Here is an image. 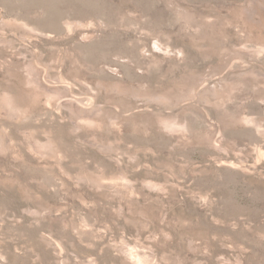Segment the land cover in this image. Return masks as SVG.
Masks as SVG:
<instances>
[{
	"label": "rangeland",
	"instance_id": "obj_1",
	"mask_svg": "<svg viewBox=\"0 0 264 264\" xmlns=\"http://www.w3.org/2000/svg\"><path fill=\"white\" fill-rule=\"evenodd\" d=\"M0 264H264V0H0Z\"/></svg>",
	"mask_w": 264,
	"mask_h": 264
}]
</instances>
